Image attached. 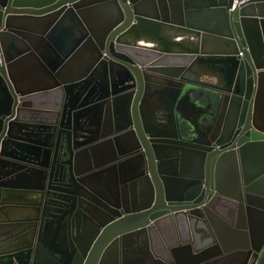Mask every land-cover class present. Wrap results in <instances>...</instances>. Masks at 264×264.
I'll return each mask as SVG.
<instances>
[{
	"label": "water",
	"instance_id": "obj_1",
	"mask_svg": "<svg viewBox=\"0 0 264 264\" xmlns=\"http://www.w3.org/2000/svg\"><path fill=\"white\" fill-rule=\"evenodd\" d=\"M232 3L233 0H0V117L12 114L17 102L44 99L54 93L69 101V92H74L102 64L110 33L121 45L167 58L165 62L146 60L139 66L181 65L178 59H184L186 72L196 68L219 75L213 86L218 91L209 92L206 98L210 111L199 104V113L194 116L162 117L156 134L148 129L144 116L138 118V140L144 158L149 160L155 194L138 214L118 211L110 217L96 232L91 250L88 242L74 264H116L114 253L108 257L102 253L105 247L118 243L132 246V237L145 233L150 223L157 225L165 219L172 222L179 217L184 220L186 208L178 206L181 202L192 205L191 222L206 233L202 246L193 250L190 245L176 246L172 251L176 262H172L162 243L159 247L165 257L152 256L143 239V258L138 264H183L178 259L186 260V264H219L233 256L239 257L240 264H264V0H246L231 11ZM29 24L43 28L40 38L25 33ZM29 37L41 42V60L25 46L23 38ZM18 46L24 49L21 53H17ZM29 57L33 58L30 66H48V71L43 68L44 75L53 85H19L22 80L15 78L16 69ZM198 78L186 80L190 84L202 83ZM215 127L209 139H202ZM120 137L118 133L114 140ZM148 142L159 147L153 145L151 150ZM179 145L191 149L187 153L197 166L190 172L185 164V178L177 173ZM158 163L156 172L154 165ZM163 164L172 172L165 171ZM177 192L178 197L174 195ZM165 202L176 206L171 213L162 210ZM152 207L161 211L148 219ZM202 209L205 215L200 213ZM223 219L230 225L237 220L238 229H215L216 235L221 234L218 244L210 225H218ZM56 258L61 264H70L58 254Z\"/></svg>",
	"mask_w": 264,
	"mask_h": 264
},
{
	"label": "flooded vegetation",
	"instance_id": "obj_2",
	"mask_svg": "<svg viewBox=\"0 0 264 264\" xmlns=\"http://www.w3.org/2000/svg\"><path fill=\"white\" fill-rule=\"evenodd\" d=\"M104 48L102 64L69 92V101L54 93L44 99L17 102L12 114L0 117V264H61L57 254L74 264L88 242L91 250L96 232L110 217L118 211L138 214L155 194L149 160L144 158L138 140V118L144 116L146 126L156 134L162 117L194 116L199 113V104L210 111L206 98L209 92L218 91L213 87L217 73L196 68L186 72L184 59H178L181 65L139 66L146 60L165 62L167 58L121 45L113 33ZM160 66L185 68L167 70ZM186 77H199L202 83L190 84ZM215 129L202 139H209ZM118 133L121 137L114 140ZM148 145L151 150L153 145L159 147ZM176 147L180 149L177 173L185 178L183 166L186 164L190 172L197 166L187 153L189 147ZM158 168L159 163L154 165L156 172ZM162 168L172 172L167 165ZM165 204V212L176 207ZM178 206L186 208L184 220L179 217L172 222L150 223L145 233L132 237V246L118 243L105 247L102 253L107 257L114 253L116 264H138L143 258L144 239L150 255L165 257L159 247L162 243L169 259L176 262L172 258L176 246L190 245L192 250L202 246L206 233L191 222L192 205L181 202ZM157 211L161 210L150 208L147 218ZM208 211L215 213L210 208ZM200 213L206 212L202 209ZM210 226L219 244L221 234L216 235L215 229H220L216 222ZM233 257L219 264L233 263ZM178 260L186 264V260ZM234 264H240L239 257Z\"/></svg>",
	"mask_w": 264,
	"mask_h": 264
},
{
	"label": "crops",
	"instance_id": "obj_3",
	"mask_svg": "<svg viewBox=\"0 0 264 264\" xmlns=\"http://www.w3.org/2000/svg\"><path fill=\"white\" fill-rule=\"evenodd\" d=\"M27 29L25 31V33L31 36H36L38 38H40V33L43 31V28L41 27H36L32 24H29L27 26ZM23 42L25 44L26 47L29 48V50H31L32 52H34V54L36 55L37 60H41V58L39 57L38 53H42V49H41V42L36 41L35 37H29L28 39L23 38ZM19 47V46H18ZM20 50L17 51V53H21L22 46L19 47ZM33 63V58L29 57L27 58L24 62H22L19 68L16 69V79L22 80L21 82H19V85L24 86V87H29V88H38V87H48L53 85V82L50 81V78L47 77L46 75H44V70L43 68H45L48 71V66H30L29 64ZM222 212H224V214L226 213V210H223ZM221 222H218V228L221 230H237V220H235L234 222H231L232 225L229 224V221L226 220H221ZM238 260L237 257H233L232 261L233 263L230 264H234V262ZM229 264V263H227Z\"/></svg>",
	"mask_w": 264,
	"mask_h": 264
},
{
	"label": "built area",
	"instance_id": "obj_4",
	"mask_svg": "<svg viewBox=\"0 0 264 264\" xmlns=\"http://www.w3.org/2000/svg\"><path fill=\"white\" fill-rule=\"evenodd\" d=\"M245 1L246 0H233L232 8L230 10L233 11L237 6L245 3ZM0 64H1V52H0Z\"/></svg>",
	"mask_w": 264,
	"mask_h": 264
}]
</instances>
